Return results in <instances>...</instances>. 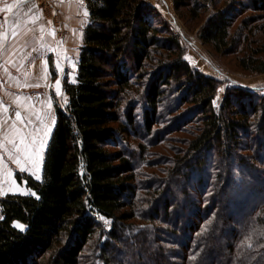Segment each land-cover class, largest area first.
<instances>
[{
  "label": "trees",
  "instance_id": "1",
  "mask_svg": "<svg viewBox=\"0 0 264 264\" xmlns=\"http://www.w3.org/2000/svg\"><path fill=\"white\" fill-rule=\"evenodd\" d=\"M84 1L89 24L77 76L75 82L66 78L64 83L68 106L63 108L56 100L58 120L43 177L36 180L18 172V181L26 182L32 193L0 198V264H80L99 231L106 238V251L125 245L126 233L137 218L138 185L131 158L119 148L120 139L137 126L138 109L143 111L145 130L153 132L171 87L176 86L181 104L196 108L205 122L186 149V182L204 169L209 152L223 163L249 146V151L264 152V96L233 87L218 110L214 101L219 82L188 62L181 36L158 24L155 10L144 0ZM173 4L181 18L205 16L199 33L204 45L233 53L232 2L173 0ZM256 7L264 11V5ZM240 66L264 73V59L256 56L242 59ZM51 68L57 77L53 59ZM198 176L205 195L211 196L204 208L202 202L193 210L187 208V191L185 206L165 204L173 231L157 230L170 240L183 233L186 243L146 237L145 263L264 264V177L228 174L220 188L213 174L205 180ZM175 207L184 218L180 230L181 216L172 210ZM155 210L159 216L160 209ZM104 220L111 221L110 230L104 229ZM165 243L184 247L186 254L155 250Z\"/></svg>",
  "mask_w": 264,
  "mask_h": 264
},
{
  "label": "rangeland",
  "instance_id": "2",
  "mask_svg": "<svg viewBox=\"0 0 264 264\" xmlns=\"http://www.w3.org/2000/svg\"><path fill=\"white\" fill-rule=\"evenodd\" d=\"M37 1L54 29L56 27L54 24L57 27L65 25L63 11L61 14V0ZM229 1L235 6V22L232 28L234 47L233 53L225 54L216 52L213 47L204 45L199 40V33L206 21L205 16L198 20L184 19L175 11L173 0H144L145 4L155 10L158 24H166L172 32L181 36L188 62L219 82V89L214 101L218 110L223 105L226 94L233 87L250 90L257 95V98L264 96V73L252 72L240 66L242 59L247 60L250 56L264 59V11L256 7V5H264V0ZM70 6L75 8L79 32L74 38L75 44H72L73 51L68 54L63 53L62 63L66 66L65 72L63 70L64 74H67L71 81H75L76 59L84 44L82 31L85 23L88 22L89 13L84 0H72V5H68V7ZM65 33L66 30L62 29L61 35ZM53 65H55L54 61ZM60 98V102L66 104V100ZM139 99L141 103L145 101L144 97ZM160 107V121L152 133L145 130L142 122L144 120L143 111L138 109L136 112L137 126L124 133L119 143V148L131 158L137 177L138 191L135 205L138 213L137 218L132 221L135 227L126 233L125 239H128L125 240V245H120L115 249L110 248L109 251L104 248L106 242L104 233L99 231L82 253L80 264H149L145 263L144 257L147 256L144 253L146 237L163 238L168 242L173 241L175 244L177 241L180 244H185L186 235L183 233H179L177 237H171L174 239L170 240L168 235H163L161 232L157 234V230H165L167 233L170 230L173 231L174 222H171L170 216L167 217L164 213L165 204L173 202V205L177 206L181 202L182 205L180 203L179 205L185 206L187 191L190 199L186 202V207L193 210L194 205L198 206L202 202L204 208L203 202L207 203L211 196L210 194L205 195V188L200 186L201 177L198 175H201L205 180L209 177L212 178L213 174V178H217L216 183L220 188L228 174H233L235 178L237 176L239 178L264 177V167H260L264 164V152H260L256 148L249 151L251 148L249 146L247 150L239 149L231 159L224 163L214 156L215 153H207L205 164L202 166L204 169L201 172H196L192 179H188L186 182V149L191 141L200 134L205 123L203 115L199 114L196 108L181 104L176 86L167 91ZM186 114L188 119H186ZM231 160L235 165L233 163L231 166L229 165ZM217 167L220 172L213 171ZM229 169L232 170L229 171ZM224 171L225 174H223ZM217 194H221V191L218 190ZM155 207L160 209L158 210L159 216L155 213ZM172 210L177 211L176 207ZM177 213L182 217L181 210H178ZM181 217L179 230L184 224V218ZM104 224V229H111V221L104 220ZM150 229L156 231L153 232ZM163 248L179 252L178 256L180 257L186 254L184 247H173L172 243L157 245L155 250ZM178 262L182 263L183 261L178 260Z\"/></svg>",
  "mask_w": 264,
  "mask_h": 264
},
{
  "label": "crops",
  "instance_id": "3",
  "mask_svg": "<svg viewBox=\"0 0 264 264\" xmlns=\"http://www.w3.org/2000/svg\"><path fill=\"white\" fill-rule=\"evenodd\" d=\"M61 3L65 25L54 24V29L39 1L0 0V198L32 193L26 182L18 181L17 173L23 166L26 171L21 173L42 179L47 149L58 120L56 100L64 108L69 104L63 53L73 51L79 25L75 8L68 7L72 0ZM88 24L89 19L82 31L83 43ZM62 29L66 30L64 35ZM80 54L81 50L76 59L77 71ZM51 59L55 62V78ZM57 80L61 82L59 94ZM60 97L66 104L60 102ZM17 111L21 113L20 120L15 117ZM47 129L50 131L45 135ZM16 158L21 160V165L15 163Z\"/></svg>",
  "mask_w": 264,
  "mask_h": 264
},
{
  "label": "snow or ice",
  "instance_id": "4",
  "mask_svg": "<svg viewBox=\"0 0 264 264\" xmlns=\"http://www.w3.org/2000/svg\"><path fill=\"white\" fill-rule=\"evenodd\" d=\"M10 7H11V6H9V8H10ZM13 35H15V33H13ZM60 83H61L60 80H57V81H56V85H57L56 93H57V94H59V91H60V89H59V85H60ZM37 86H38V85H37ZM5 111H7V109H5ZM15 117H16L17 120H20V119H21V113H20L19 111H17V112L15 113ZM37 119H41V118H40L39 116H37ZM28 124H31V121H30V120L28 121ZM37 131H39V130L37 129ZM49 131H50V129H47V130L45 131V135H47ZM21 143H23V140L21 141ZM41 146H43V141H41ZM13 147H16V145H13ZM15 163L18 164V165H21V160H20L19 158H16V159H15ZM20 171L23 172V171H26V169H25L23 166H21ZM37 178H39V177H37ZM18 227H21V228H22V226H20V225H18Z\"/></svg>",
  "mask_w": 264,
  "mask_h": 264
}]
</instances>
